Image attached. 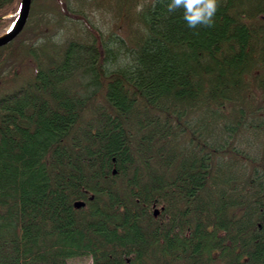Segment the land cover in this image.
<instances>
[{
  "label": "trees",
  "instance_id": "1",
  "mask_svg": "<svg viewBox=\"0 0 264 264\" xmlns=\"http://www.w3.org/2000/svg\"><path fill=\"white\" fill-rule=\"evenodd\" d=\"M167 3L31 0L0 46V85L35 70L0 94V264H264V0Z\"/></svg>",
  "mask_w": 264,
  "mask_h": 264
},
{
  "label": "clouds",
  "instance_id": "2",
  "mask_svg": "<svg viewBox=\"0 0 264 264\" xmlns=\"http://www.w3.org/2000/svg\"><path fill=\"white\" fill-rule=\"evenodd\" d=\"M218 7L219 0H168L166 4L169 14L177 11L182 13V18L190 29L213 27Z\"/></svg>",
  "mask_w": 264,
  "mask_h": 264
},
{
  "label": "water",
  "instance_id": "3",
  "mask_svg": "<svg viewBox=\"0 0 264 264\" xmlns=\"http://www.w3.org/2000/svg\"><path fill=\"white\" fill-rule=\"evenodd\" d=\"M30 6L31 0H20V5L13 23L5 32L0 34V46L11 42L22 31L29 15ZM82 205L83 203L80 201L74 203V206L77 208Z\"/></svg>",
  "mask_w": 264,
  "mask_h": 264
},
{
  "label": "rangeland",
  "instance_id": "4",
  "mask_svg": "<svg viewBox=\"0 0 264 264\" xmlns=\"http://www.w3.org/2000/svg\"><path fill=\"white\" fill-rule=\"evenodd\" d=\"M10 25L5 26L0 33H3L5 30L9 28ZM19 76L14 78L12 81L8 83H1L0 94H7L14 91L17 87L25 84L28 80L33 77L35 70L33 71L31 67L22 66L18 68ZM68 264H92V260L88 256L80 257V258H71L68 260Z\"/></svg>",
  "mask_w": 264,
  "mask_h": 264
},
{
  "label": "bare ground",
  "instance_id": "5",
  "mask_svg": "<svg viewBox=\"0 0 264 264\" xmlns=\"http://www.w3.org/2000/svg\"><path fill=\"white\" fill-rule=\"evenodd\" d=\"M19 5H20V4H19ZM30 7H31V6H30ZM18 8H19V7H18ZM17 11H18V9H17ZM17 11L15 12V14L12 15V16H14V19H15V17H16V13H17ZM29 12H30V11H29ZM28 17H29V15H28ZM14 19H13V21H14ZM27 20H28V18H27ZM13 21H12V22H13ZM12 22H10L9 25H10ZM26 22H27V21H26ZM25 25H26V23H25ZM25 25H24V26H25ZM1 30H2V29H1ZM1 30H0V31H1ZM22 30H23V29H22ZM5 31H6V30H5ZM5 31H4V32H5ZM0 34H2V33H0ZM18 35H19V34H18ZM18 35H17V36H18ZM17 36H16V37H17ZM156 213H157V211H156V212L154 211V214H156Z\"/></svg>",
  "mask_w": 264,
  "mask_h": 264
}]
</instances>
